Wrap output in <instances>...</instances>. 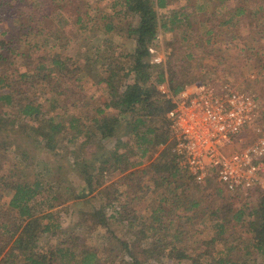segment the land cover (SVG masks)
<instances>
[{
  "label": "trees",
  "instance_id": "16d2710c",
  "mask_svg": "<svg viewBox=\"0 0 264 264\" xmlns=\"http://www.w3.org/2000/svg\"><path fill=\"white\" fill-rule=\"evenodd\" d=\"M7 13L16 25L0 31V264H264V193L202 186L181 170L172 101L159 88L176 96L207 84L210 57L220 74L211 83L240 78L264 121V0H113L100 10L0 0V23ZM161 33L171 35L157 63ZM246 62L255 75H243ZM148 190L160 195L143 215L133 203ZM67 202L75 220L63 226ZM244 226L251 243L238 240Z\"/></svg>",
  "mask_w": 264,
  "mask_h": 264
},
{
  "label": "built area",
  "instance_id": "2783aa9c",
  "mask_svg": "<svg viewBox=\"0 0 264 264\" xmlns=\"http://www.w3.org/2000/svg\"><path fill=\"white\" fill-rule=\"evenodd\" d=\"M159 88L172 101L167 112L171 152L180 169L202 186L214 177L232 193L248 196L253 189L264 193V136L258 134L250 144L229 150L234 139L257 119L255 94L228 81L187 86L176 96L167 83Z\"/></svg>",
  "mask_w": 264,
  "mask_h": 264
},
{
  "label": "rangeland",
  "instance_id": "374dc122",
  "mask_svg": "<svg viewBox=\"0 0 264 264\" xmlns=\"http://www.w3.org/2000/svg\"><path fill=\"white\" fill-rule=\"evenodd\" d=\"M111 1H113V0H90V2H92V4L94 6H96L97 9H99V10L100 9H106L108 4ZM167 1H168L169 7H173V6H176V5L180 4V3H184L186 0H167ZM188 1H190L192 3H201L204 0H188ZM14 19L15 18H13L11 13H7L6 16H5V20L0 23V31H4L5 30V31H8V34L12 35V33H13V29L12 28H13L14 25H16ZM170 35L171 34H169V33L164 34V35L161 33L159 35V39H158L159 49H158L157 53L155 54V57L162 56L163 59H165L166 48H165L164 42H165L166 38L170 37ZM6 36H8V35H6ZM120 43H122L124 45V47H127V48H131L132 47V43L129 40H120ZM216 46L222 48L221 42L218 41ZM73 47H74V45H71V50L73 49ZM202 59H203L204 63L206 65H208L207 67L209 68V72H208V74L206 76L207 78L204 81H206L207 84H208V83H211L213 81H217L218 79H220L219 69H216V70L214 69V65L216 64L215 61L212 58H210V57H204ZM254 64L255 63L252 64V62H246L245 64H243L241 66V70L243 72V75H246V76L255 75L256 71H255ZM234 78H236L235 86H237L239 89H242L243 87L240 86V81H241L240 78H238V77H234ZM201 83H204V82L202 81ZM245 90H248V91L252 92L251 89H245ZM257 93H259V92H257ZM104 99H105V95L98 91L91 102L94 104V106H97ZM259 103H260V100H259ZM258 134L261 135V136H264V121L262 119H259V113H258L257 119L249 127H247L241 133V135L239 137L234 139V142L229 147V150L230 151L231 150H237V149H240V148L244 147L245 145L250 144L253 141L254 137H256ZM207 181H208L207 182L208 186H210L213 189H215L216 185L220 186L216 182L214 177H212L210 179V181H209V179ZM76 189L80 190V188H76ZM211 191H212V189H211ZM147 192L148 193L146 194L145 197L142 198V200L135 201L133 203V206L135 207V209H137V211L140 214H143V215H147L149 213V211L154 207V205L156 203V199L160 195V194L153 193L151 190H148ZM81 193H83L81 195L82 198H85L87 196V195H85L84 192H81ZM84 200L85 199L78 200V203H81ZM248 202H249V205L251 207L257 205V200L254 199V198L248 200ZM87 203H88V200H87ZM216 204L217 203L214 202V203H212L211 206L214 207ZM65 205H67V207H69L68 211H64V212L61 211L60 212V217H61L60 219H61V222H62L63 226H70L75 220L74 214H73V212L75 211V207L73 206L72 202H67V204H65ZM63 206L64 205H62L60 207H63ZM236 233H237V237H238L239 241L242 240L244 243H251L252 240H253V236L254 235L252 233H250L249 231H247L245 226L237 228V232ZM208 236H209V231L208 230H205L203 232L195 234V237L198 240H199V238L201 239L202 237H208ZM41 241H42V244H46V243L51 244V243H53V240H48L47 238H43ZM218 249H223V246L220 243L217 242L216 247H214V249H213L215 254L219 251ZM253 258L256 261H259V262L261 260H263V257L260 254H258V255L257 254H253ZM143 263L144 264H174L173 261H168V262L165 261V262H156L155 263V262L146 261V260H144ZM175 264H177V263H175Z\"/></svg>",
  "mask_w": 264,
  "mask_h": 264
}]
</instances>
